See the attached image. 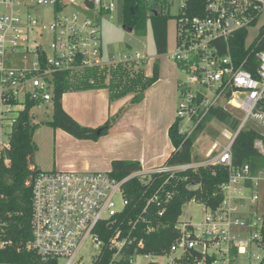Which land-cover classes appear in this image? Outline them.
Segmentation results:
<instances>
[{
    "label": "built area",
    "instance_id": "obj_1",
    "mask_svg": "<svg viewBox=\"0 0 264 264\" xmlns=\"http://www.w3.org/2000/svg\"><path fill=\"white\" fill-rule=\"evenodd\" d=\"M77 3L80 11H72ZM40 7L54 9L50 22L32 16ZM114 10L104 0H0V150L11 149L13 125L29 105L33 117L35 109L48 112L59 76L83 78L88 71L144 62L139 53L103 59L100 26L89 13ZM177 19V46L169 58L185 76L177 106L180 135L192 139L217 109L240 112L237 131L204 162L141 167L122 179L111 172L38 173L28 250L41 264H236L242 256L263 264L264 256L250 251L264 250V214L258 210L264 165L255 173L250 165L235 167L232 146L247 126L264 132V0H185ZM241 32L242 50L234 46ZM254 147L264 159V141L257 139ZM209 165L229 171L220 206L203 205L200 222L178 218L171 245L147 252L152 234L167 227L163 219L178 195L179 185L172 184L179 173ZM135 180L142 184L139 193ZM1 227L3 250L11 243L1 237Z\"/></svg>",
    "mask_w": 264,
    "mask_h": 264
},
{
    "label": "trees",
    "instance_id": "obj_2",
    "mask_svg": "<svg viewBox=\"0 0 264 264\" xmlns=\"http://www.w3.org/2000/svg\"><path fill=\"white\" fill-rule=\"evenodd\" d=\"M166 1V0H164ZM189 14L196 15L200 12L190 9ZM123 25L134 31L136 35L144 36L148 24H151L153 37L158 56L167 53L168 47V22L170 15L158 9L155 2L148 0H123ZM246 32H241L234 39V46L241 50L244 48ZM264 50V44L261 47ZM141 65H119L101 71H88L83 78H72L68 75L58 77L53 96L52 119L47 125L57 130L61 129L79 140L98 141L109 134L118 116L109 119L98 128L85 127L79 124L63 109L62 99L70 91L108 89L110 101L114 102L132 95L131 104L143 101L145 92L160 78L159 66L156 64L151 77L146 76ZM249 70V67L247 68ZM94 78L95 84H90L86 79ZM32 105L16 119L11 134L10 150H0V222L2 225L1 237L10 242L5 249L0 250V264H41L37 256L28 250L32 240V182L41 172L35 167L34 157L38 150L34 142V134L39 124L34 123L31 114ZM122 113V110H121ZM216 119L221 123H229V127L236 132L240 120L234 118L223 109L212 111L208 121ZM206 129L200 127L196 135L185 140L179 133L178 122L169 128V138L174 151L167 160L166 165H184L196 161L192 151L196 137ZM257 139L264 141V132L247 126L236 137L233 146V162L235 167L250 165L255 173L264 165L254 143ZM141 169V164L136 161H114L111 175L122 179L129 174ZM229 171L221 165L200 167L197 171L179 173V182L172 185L178 186V195L163 219L167 224L152 234L148 243L147 252H160L161 249L171 245L170 235L173 233L174 223L180 219L184 206L192 201L211 209H217L222 200V186L228 181ZM163 181V179H162ZM137 193L142 191L140 181L135 180ZM264 264V262H263Z\"/></svg>",
    "mask_w": 264,
    "mask_h": 264
},
{
    "label": "crops",
    "instance_id": "obj_3",
    "mask_svg": "<svg viewBox=\"0 0 264 264\" xmlns=\"http://www.w3.org/2000/svg\"><path fill=\"white\" fill-rule=\"evenodd\" d=\"M177 87L175 71L162 70L159 80L145 92L139 104H131L132 95L111 102L108 89L65 93L63 109L82 126L98 128L115 116L117 121L109 134L98 141L79 140L61 129L51 128L55 137L54 155L49 160L39 156L36 161V154L42 155L45 144L38 146L34 141L38 147L35 167L46 172H111L112 163L118 160L139 162L146 171L165 165L174 151L169 128L175 123ZM168 141L171 149L167 148ZM139 142L148 151L135 148Z\"/></svg>",
    "mask_w": 264,
    "mask_h": 264
},
{
    "label": "rangeland",
    "instance_id": "obj_4",
    "mask_svg": "<svg viewBox=\"0 0 264 264\" xmlns=\"http://www.w3.org/2000/svg\"><path fill=\"white\" fill-rule=\"evenodd\" d=\"M184 1L185 0L155 1L158 6V9H162L164 13L170 15V19L168 22L167 53L162 56L157 55L153 31L150 23L148 24L147 32L144 36L136 35L134 31L129 28H126L123 25V0H104V2L114 3L115 5V10L106 15H97L98 11H92L89 13L91 16L97 19L98 24L100 26L102 36V47L104 50L103 59L107 60V57L118 55L119 53H139L140 55L145 57L144 62L139 67L144 70L146 76H152L153 69L156 64L159 66L160 73L162 70H174L178 82V103L180 102L179 85L185 80V76L181 73L179 67L169 58V56L173 54L176 50L178 23L177 17L180 14V6ZM80 6L81 4L77 3L72 11H80ZM53 10L54 9L50 7H40L39 9L32 12V16L39 20L44 19L46 22H50L52 19ZM252 35H255V31H252ZM33 112L35 113V118L33 121L34 123L39 124V127L35 131L34 141L38 144V146L39 143L45 144V147L42 148V155H40L38 152L35 158L36 161L39 156L46 160H49L48 158H51L54 155L53 152L55 145V137L53 134V130L50 126L47 125V122L52 119L53 107L52 105H49L48 112H46L45 109H35ZM231 113L234 118L237 117V119H242V115L239 111L231 110ZM176 120L177 110L175 121ZM228 124L217 122V120L215 119H211L210 123L208 122L206 124V130L200 133L195 139V144L192 151L193 157L197 158L195 162H204L209 158L217 156L223 150V148L229 143L232 136L234 135V131L229 127ZM37 139L38 142L36 141ZM135 148L142 151L143 149L148 151V147H143L142 142L136 144ZM167 148L171 149L169 141L167 142ZM258 193V210L260 214H264V184H262V186L259 188ZM205 214V207L201 204L192 201L184 206L179 221L191 220L193 223L200 222ZM250 252L257 256H264V250L259 249L256 246H254ZM246 259V256H242L239 258V261L236 262V264H255L254 262H248Z\"/></svg>",
    "mask_w": 264,
    "mask_h": 264
}]
</instances>
